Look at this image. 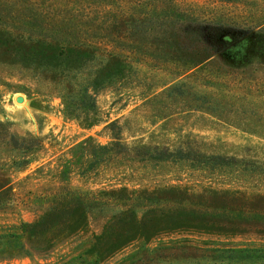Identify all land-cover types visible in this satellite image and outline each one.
Returning <instances> with one entry per match:
<instances>
[{"label": "rangeland", "instance_id": "obj_1", "mask_svg": "<svg viewBox=\"0 0 264 264\" xmlns=\"http://www.w3.org/2000/svg\"><path fill=\"white\" fill-rule=\"evenodd\" d=\"M32 1L29 6L16 0L22 14L15 17L23 19L27 8L53 6ZM177 2L215 9L217 17L241 24L264 23V0ZM235 38L230 32L223 37ZM231 46L201 72L180 76L132 60L123 79L94 91L88 119L65 113L61 95L70 84L62 76L0 61V178L8 182L0 192V255L11 244L9 236L21 235L23 224L48 211L59 188L91 194L178 187L200 195L186 206L200 207L221 222L216 230L237 231L162 234L147 243L135 241L101 264L141 258L143 249L153 258L147 264H264V259L220 253L264 250V212H258L264 200L255 197L264 195V31ZM101 62L89 63L78 80H88ZM21 140L24 147H13ZM115 210H92L84 231L47 254L0 256V264H62L89 246ZM137 211L143 213L141 207Z\"/></svg>", "mask_w": 264, "mask_h": 264}, {"label": "trees", "instance_id": "obj_2", "mask_svg": "<svg viewBox=\"0 0 264 264\" xmlns=\"http://www.w3.org/2000/svg\"><path fill=\"white\" fill-rule=\"evenodd\" d=\"M15 2L0 0V61L47 68L65 78L70 84L61 95L65 113L86 115V119L95 107L94 91L116 78L123 79L132 60L178 76L201 72L213 64L219 52L254 31H264V23L241 24L217 17L215 9L186 8L177 0H43L53 6L27 8L28 15L23 19L15 17L22 14ZM26 3L35 4L32 0ZM6 17L14 22L6 24L1 19ZM227 32L236 34L233 42L223 39ZM97 58L102 62L91 77L79 81L78 74ZM91 121L87 124L91 125ZM25 143L21 140L13 147H24ZM7 185V180L0 178V192ZM59 190L62 192L51 197L54 204L46 213L23 224L21 235L9 236L11 244L1 249L0 256L47 254L59 242L84 231L88 214L103 206L116 210L102 231L92 237L87 248L62 264H101L135 241L147 243L167 233L237 231L216 230L223 227L221 222L209 218L200 207L190 210L186 206L188 199L200 195L188 194L178 187H120L91 194ZM255 197L264 200V195ZM138 207L143 209L141 215ZM227 252L242 255L241 260L264 259V250L220 251ZM147 253L143 249V257L127 259L123 264H147L153 260Z\"/></svg>", "mask_w": 264, "mask_h": 264}, {"label": "water", "instance_id": "obj_3", "mask_svg": "<svg viewBox=\"0 0 264 264\" xmlns=\"http://www.w3.org/2000/svg\"><path fill=\"white\" fill-rule=\"evenodd\" d=\"M17 101L18 102H21L22 101V98L21 97L17 98Z\"/></svg>", "mask_w": 264, "mask_h": 264}]
</instances>
